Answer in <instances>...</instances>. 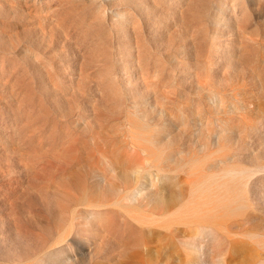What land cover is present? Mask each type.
Instances as JSON below:
<instances>
[{
	"label": "rangeland",
	"instance_id": "374dc122",
	"mask_svg": "<svg viewBox=\"0 0 264 264\" xmlns=\"http://www.w3.org/2000/svg\"><path fill=\"white\" fill-rule=\"evenodd\" d=\"M244 1L201 27L189 0H0V264H264Z\"/></svg>",
	"mask_w": 264,
	"mask_h": 264
},
{
	"label": "bare ground",
	"instance_id": "6f19581e",
	"mask_svg": "<svg viewBox=\"0 0 264 264\" xmlns=\"http://www.w3.org/2000/svg\"><path fill=\"white\" fill-rule=\"evenodd\" d=\"M220 1H222V2H220ZM223 1L224 0H218V5H216L218 7V13L216 12V14H212V12H211V15H210V13L209 14L205 13L204 12L205 10H203V9H206V10L211 9V7H212L211 3H209L208 1L203 2V0H189V3L187 4L188 13H187V15H185L188 23L197 24L199 26L201 25V27H202V25H204L206 23L207 24L208 23H212V24L218 23V26H219L225 20H228L230 22H234V20H237L241 24H246L250 21L249 14L245 11H242V13H240L238 15H236L233 12L227 11L222 5ZM257 1L264 2V0H257ZM245 6H246V4H245L244 0H233V7H235L236 9L238 8V9L243 10V8ZM197 28H199V27H197ZM248 48L249 47L247 44L243 46V52H242L243 55H246V51L248 50ZM212 49L214 50V48H212ZM131 230H134V229L132 228Z\"/></svg>",
	"mask_w": 264,
	"mask_h": 264
}]
</instances>
